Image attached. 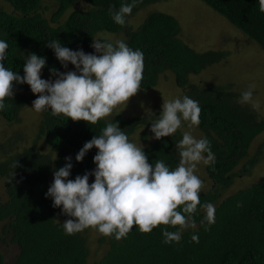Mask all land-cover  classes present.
I'll use <instances>...</instances> for the list:
<instances>
[{"label": "trees", "instance_id": "16d2710c", "mask_svg": "<svg viewBox=\"0 0 264 264\" xmlns=\"http://www.w3.org/2000/svg\"><path fill=\"white\" fill-rule=\"evenodd\" d=\"M4 1L10 9L0 10V40L9 45L3 64L19 75L23 76L25 58L32 53L45 58L43 72L65 69L54 51L46 46L48 42L58 39L62 46L73 51L95 54L91 47L94 36L107 31L115 33L117 41L143 52L141 89L156 86L164 72L169 71L182 91L179 98L188 96L199 103L198 127L202 131L201 138L210 142L215 162L206 166L210 183L200 192L201 203L193 216L196 227L182 230L179 243L169 244L163 242L162 233L180 231L178 226L161 225L146 234L133 226L120 240L101 234L98 242L107 243L108 248L92 264H264V177L228 195L222 193L233 177L249 172L257 162L261 147L252 155H249V147L264 131V118L248 103L240 102L243 92L238 93L231 84L189 80V75L224 60L227 51L198 52L189 47L180 37L178 20L163 11H149L136 27L129 23L136 11L158 0H137L123 26L113 21L109 9L116 11L121 4L132 0H84L86 8H73L78 0H55L49 18L44 12L49 6L44 5L43 0ZM201 1L264 50V13L259 11V0ZM13 89L17 93L6 98V107L0 110V116L7 122L17 121L20 111L37 97L27 84L14 82ZM161 111L162 108L146 107L142 115L118 113L92 125L73 122L45 109L40 113L31 145H20L26 140L24 133H16L0 142L4 194V198L0 197V244L9 243L8 246L13 244L17 248L10 262L5 261L0 248V264H90L85 235L66 234L63 222L70 217L62 214L60 207H53L52 198L46 197L54 171L68 162L66 157H71L69 179L91 173L96 167L93 157L97 149L89 150L80 162L75 156L110 122H117L133 143L141 129L137 134L139 146H143L149 163L154 166L162 160L174 170L180 160L176 145L183 136L178 129L169 137L153 138L151 124ZM39 141L46 148L41 147ZM93 180L89 175V183ZM205 203L215 206V223L210 226L206 221L202 223ZM193 235H198L199 243L192 242Z\"/></svg>", "mask_w": 264, "mask_h": 264}, {"label": "clouds", "instance_id": "9594fccd", "mask_svg": "<svg viewBox=\"0 0 264 264\" xmlns=\"http://www.w3.org/2000/svg\"><path fill=\"white\" fill-rule=\"evenodd\" d=\"M136 3L137 0L123 3L116 11L110 8L113 21L125 25ZM259 11L264 13V0H259ZM99 41L93 40L91 45L96 54L73 51L62 46L58 39L48 42L46 46L54 51L61 65L67 68L71 64L76 71L61 73L50 69L56 79L46 80L41 78L46 60L35 53L25 58L23 76L6 68L3 61L9 45L0 40V110L6 107V98L13 97L14 82L27 84L37 96L32 101L36 112L49 109L53 115H63L73 122L95 125L119 105H127L140 91L143 52L133 50L123 41L115 44ZM253 87L241 94L242 104L252 101ZM200 113L198 101L188 96L164 101L159 118L151 124L153 138L173 135L182 122H189V128L198 126ZM176 147L180 160L174 170L162 160L153 166L142 145L130 142L117 122L108 123L75 156L80 162L89 150L97 149L93 157L96 167L91 173L69 179L71 157H66L68 162L54 171L46 197H51L53 207H60L62 214L70 217L63 222L65 233L72 235L93 228L106 237L120 240L133 226L145 234L161 225L178 226L180 231L165 230L162 235L165 244L179 243L182 230L196 227L193 216L201 203L203 187L202 180L194 174L196 167L200 162L214 163L215 155L206 138L197 139L190 132L183 133ZM89 175L94 177L92 183ZM202 207L206 212L202 223L214 224L215 206L205 203ZM191 240L199 243L198 235H193Z\"/></svg>", "mask_w": 264, "mask_h": 264}, {"label": "rangeland", "instance_id": "374dc122", "mask_svg": "<svg viewBox=\"0 0 264 264\" xmlns=\"http://www.w3.org/2000/svg\"><path fill=\"white\" fill-rule=\"evenodd\" d=\"M43 4L49 6L48 9L44 10L46 16L49 18L54 8L55 0H43ZM86 7L87 4L84 0H78L73 5V8ZM1 9L9 10L10 5L4 0H0ZM153 10L173 15L181 27V39L194 50L198 52L209 49L227 51L228 55L225 56L224 60L204 68L198 74L189 75L191 82L197 83V81L205 80L209 83H229L238 93L248 91L249 86H254L252 88V101L248 104L252 109H255L261 118H264V50L262 48L201 0H158L143 6L128 21L133 27H136L144 20L147 13ZM101 38L113 42H116L118 39L115 33L100 31L96 33L93 40H100ZM67 71H76V69L73 66H69L59 72L64 73ZM41 78L46 80L56 79L50 72L43 71L41 72ZM161 78L163 79L161 80ZM16 91V89H13L14 93H17ZM181 92V89L175 85L172 73L165 71L156 86L149 89L140 88V91L130 98L127 105H119L113 110L111 115L118 113L123 115H142L146 107L148 109L152 107L157 109L162 108L164 101L179 98ZM32 101L20 111L17 121L7 122L0 116V142L6 141L7 138L16 135V133H24L26 140L20 143V145L32 144L41 113L36 112L32 108ZM254 105H258V107ZM188 123L182 122V126L179 128L182 136L184 132H190L195 138L200 139L202 131L198 126L189 128ZM140 130L137 132L138 135ZM137 134L134 136V143L139 146ZM38 144L46 148L41 141ZM260 147L261 151L255 165L249 172L238 173L237 176L233 177L232 183L222 190L223 196L246 187L264 177V131H261L252 140L249 147V155L255 153ZM206 166L203 162H200L194 173L202 180V188L208 187L210 183L207 179ZM1 196L4 198L3 179L0 178ZM80 233H83L86 237V243L89 247L88 260L92 264L94 260L100 258L106 252L108 245L105 242H98L101 234L96 229L87 228ZM8 245L9 243L0 244L6 262L12 261L17 253L15 245Z\"/></svg>", "mask_w": 264, "mask_h": 264}]
</instances>
